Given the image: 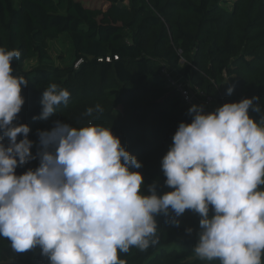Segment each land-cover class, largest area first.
<instances>
[{"label":"clouds","instance_id":"obj_1","mask_svg":"<svg viewBox=\"0 0 264 264\" xmlns=\"http://www.w3.org/2000/svg\"><path fill=\"white\" fill-rule=\"evenodd\" d=\"M20 57V51L0 47V238L10 241L13 252L39 247L49 264H126L120 253L159 242L157 215L174 213L172 223L179 227L178 218L191 210L200 217L193 248L199 259L264 264V114L254 104L259 97L211 113L192 105L191 123H179L161 161L165 186L173 190L158 195L154 183L144 195V177L134 171L143 165L111 128L92 120L79 128L56 120L50 130H37L34 144L30 127L14 123L28 85L11 66ZM233 92L229 87L227 94ZM69 97L51 83L33 120H48ZM249 109L261 113L258 122ZM94 112L103 108L97 104L83 115ZM37 159L38 167L16 174Z\"/></svg>","mask_w":264,"mask_h":264},{"label":"trees","instance_id":"obj_2","mask_svg":"<svg viewBox=\"0 0 264 264\" xmlns=\"http://www.w3.org/2000/svg\"><path fill=\"white\" fill-rule=\"evenodd\" d=\"M84 1L0 0V47L20 51V59L11 66L15 75L28 81L21 95L32 96L34 104L40 101L43 82L55 81L68 90V102L73 100L71 79L77 74L98 73L107 82V88H91L74 103L107 106L90 120L111 128L122 146L142 163V168L134 169L144 177L142 194L150 195L148 186L154 183L158 195L173 190L165 186L161 161L179 123H191L187 112L193 104L169 84L168 73L183 78L221 106L259 97L254 104L264 114V0H102V7ZM153 34L155 45L149 48L147 38ZM64 35L80 62L77 70L25 71L28 60L49 64V41ZM229 87L234 88L232 95L227 94ZM63 114L33 120L23 105L14 123L28 125V138L36 144L42 122L51 123ZM249 115L256 122L261 118V113L251 109ZM31 152L35 155L37 147ZM38 165V159L33 160L18 167L16 174ZM174 218V213L157 215L159 242L144 251L131 247L120 258L126 264H219L218 260L203 261L193 252L199 215L186 210L178 218L179 227L173 225ZM188 228L193 229L190 235ZM0 264L49 262L39 247L15 253L10 241L0 238Z\"/></svg>","mask_w":264,"mask_h":264},{"label":"rangeland","instance_id":"obj_3","mask_svg":"<svg viewBox=\"0 0 264 264\" xmlns=\"http://www.w3.org/2000/svg\"><path fill=\"white\" fill-rule=\"evenodd\" d=\"M84 2L87 5L93 7H102L104 5V2L102 0H85ZM231 5H233L232 2L229 4L228 7H231ZM165 26L168 30V34L170 35L171 32L169 30L168 22L165 23ZM155 41L156 38L154 34L149 36L147 38L148 47L150 48L153 45H155ZM49 53L52 57V61L49 64L46 63L41 64L37 59L28 60L25 63V71L29 72L40 68L54 69L57 67L61 69H69L72 67L74 70H77L79 68L78 62L76 61L75 58V50L73 44L67 35H64L56 40H50ZM51 83H55L59 88H61L60 85L55 81L50 83L43 82L39 91L40 101H37L35 104L32 96L28 94H25L23 96L25 98L24 106L29 114L28 118H33L34 116L36 117L40 116L42 111L41 109L42 93L47 89V87ZM71 85H72L73 100L68 102L66 107L63 104H61L56 108V112L53 115L57 113H61L62 111L64 114L60 117H55L54 121L60 120L62 122L69 123L73 127H77V128L87 126L90 117L84 116L83 114L85 113L87 108L89 107L95 108L96 105L93 104L80 105L74 102L77 101V99L80 98L82 94H88L91 88L92 90L93 88H97V89H101L102 87L107 88V82L104 84L101 81V78L98 76V73H94V74L79 73L71 79ZM30 107L31 109L27 110ZM101 107L103 108V111H105L107 108V106L104 105H102ZM52 124L53 121L51 123L42 122L41 130H50Z\"/></svg>","mask_w":264,"mask_h":264},{"label":"built area","instance_id":"obj_4","mask_svg":"<svg viewBox=\"0 0 264 264\" xmlns=\"http://www.w3.org/2000/svg\"><path fill=\"white\" fill-rule=\"evenodd\" d=\"M80 62H78L79 65ZM168 82L171 86L175 87L182 95L183 99L193 105H203L205 113H211L215 111L220 104L216 102L213 98L209 97L202 91L198 90L196 87L192 86L189 82L185 81L181 77H176L167 74Z\"/></svg>","mask_w":264,"mask_h":264}]
</instances>
